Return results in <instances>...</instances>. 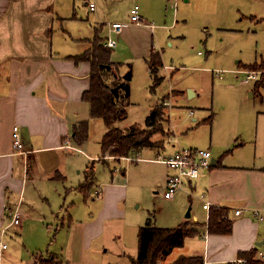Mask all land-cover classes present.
<instances>
[{
    "label": "crops",
    "instance_id": "obj_1",
    "mask_svg": "<svg viewBox=\"0 0 264 264\" xmlns=\"http://www.w3.org/2000/svg\"><path fill=\"white\" fill-rule=\"evenodd\" d=\"M79 1L73 0L72 11H66L67 0H0V230L8 224L9 209L19 208L21 224L15 228L17 235L25 237L33 232V235L43 236L54 232L64 239L59 245L53 239L55 242L47 245L46 253L42 251L45 243L40 248L29 243L12 254L11 264H35L38 254L54 255L63 264H115V260L106 256L112 249L117 255L127 256L121 242L118 246L112 245L119 233L122 232L123 237L131 193L126 169H121L123 176H120L116 174L118 165L114 163L126 159L102 154V138L108 131L107 126L93 144L86 142L79 146L73 138L74 127L79 123L89 122L90 134L91 122L103 120L91 118L90 104L83 100L84 92L91 86V62L76 60L92 47L95 37L105 39L111 23L122 25V32L112 35L116 40L119 38L117 46L110 49V61L119 68V76L123 75L120 69L127 68L134 78L136 68H145L153 82L149 65L152 52L159 53L162 58L159 85L166 76L173 78L176 69L183 68L168 63L164 58L167 50L164 51L160 44L156 46L158 41L155 38L161 33L150 26L132 23L130 15L127 21L117 15L116 0H90L84 5L88 9L85 19L82 15L85 9H80ZM90 3L96 4L94 12L89 8ZM163 3L165 9L167 0H151L152 14L156 11L163 13ZM253 3L261 5L264 0H253ZM177 4L178 0H175L172 5L174 17ZM150 14L151 10H144L141 16L144 20L155 17ZM178 23L179 20L174 19L170 27H176ZM59 32L66 38L61 39ZM183 39L186 36L175 41ZM120 43L126 49L115 52ZM82 45L81 52H75ZM168 45L174 47V41L169 40ZM213 52L208 51L206 60ZM199 54L204 56L201 52ZM235 62L237 68L233 70L247 69L237 57ZM212 73L213 80H224L222 75ZM220 85L218 90L235 87ZM181 89H172L165 98L164 102L169 106L162 117L164 133H153L150 138L152 146L144 147L130 157L136 158V169L141 168L138 172L148 187L165 191L170 171L165 164L154 161V157L171 155L185 147H204L212 151V165L197 178L187 181L183 190L168 200L182 205L181 210L174 213V219L179 223L175 227L186 223L198 231L197 236L186 239L183 247L186 248L191 239L201 244L198 251L180 254L177 258L202 256L204 262L220 264L264 245V221L257 222L252 215L255 209L264 214V155L258 157L256 152L246 149L248 143L237 145L241 136L222 125L221 107L212 113L206 106L192 107L190 102L202 93L195 84H187ZM257 90L261 94L264 87ZM155 94L156 89L149 95ZM251 95L254 97V92ZM163 100L151 101L145 124L139 126L141 129H151L147 119ZM214 105L215 97L212 107ZM240 113L243 115L242 111ZM118 123L115 126L123 134H128L133 126L121 127ZM16 126L29 151L27 154H15ZM204 135L209 139L206 140ZM110 163L115 169L110 170L111 177L102 181L95 170L90 196L85 197L78 189L85 182V171L91 165L95 168V164L110 168ZM158 167L161 168L160 174L157 173ZM136 186L145 187L142 182H137ZM206 203L211 206L209 211L203 207ZM24 207L31 209L24 212ZM187 207L190 208V217L186 213ZM213 208L227 210L228 218L233 222L231 233L209 231ZM237 210H242L238 216L235 214ZM117 224L119 226L106 241L107 232L114 230L113 225ZM141 227L142 222L138 232ZM34 244L41 243L35 241ZM176 249L180 248H175L162 264ZM128 256V262L117 264H131L138 256V250L134 256Z\"/></svg>",
    "mask_w": 264,
    "mask_h": 264
},
{
    "label": "rangeland",
    "instance_id": "obj_2",
    "mask_svg": "<svg viewBox=\"0 0 264 264\" xmlns=\"http://www.w3.org/2000/svg\"><path fill=\"white\" fill-rule=\"evenodd\" d=\"M89 1L90 0L79 1L80 4L78 6L80 9L83 7L85 9V14H82L84 19L88 16V9L86 10L84 5ZM150 1L151 0H116L115 5H117L116 7L119 10L117 15H119L121 19L127 21L130 15L129 12L136 5L140 6V14H142L144 10H151L150 15L155 14V17H146L145 20L148 21L149 24L151 23L150 27L154 28L156 32L161 33L160 36L157 35L155 38L156 42H159L156 43V46L160 44L164 48V51L165 49L167 50L164 54V58L168 63H173L183 68L179 67L178 70L176 69L175 73L172 75L173 78L169 75L166 76V79L159 86L154 85V81L152 82L153 79L147 74L145 68H136L134 78L131 77L128 81L130 85L129 96L126 95V91L123 89L118 91L117 97L119 103H123L127 111L126 119L118 123V126L120 124L121 127H129L131 125L139 127L145 124L146 115L149 112V104H151L152 100L156 101L158 98L164 99L161 106L164 107L165 114V108L169 106L164 102L168 93H170L172 89L182 88L181 90H183L187 84H195L202 93L199 98L190 102L192 107L204 108V106H206L211 113L220 110L221 107L223 110L222 125L225 124L226 129L237 132V134L241 136L237 145L242 142H244V144L248 143L246 149L253 153L256 152L258 157H262L264 155V90H261V94L257 92L256 84L258 85V89L264 87V4H255L253 0H191V2L178 0V8L175 7L177 12L174 17L175 10H173L172 5L175 0H172L173 2L167 0L165 9L163 3V13H156V11L153 14V7ZM67 2L68 6L66 7V11L68 9L72 11L73 0H67ZM174 19L179 20V23L176 27H170ZM165 24L169 26L165 27ZM58 35H60L61 39L66 38L61 32H59ZM108 35L109 33L106 37H108ZM100 36H103V34ZM181 36H186V39L181 40V42L175 41ZM118 37L119 36H116V38ZM101 40V46L104 49L105 46L103 45V41H105V39ZM169 40L174 41V47L168 45ZM83 46L84 45L77 47L75 52H81ZM93 46L94 45H92L88 51L91 50L90 52H93ZM122 48L126 49L123 44L120 43L119 47L115 49V52L121 51ZM212 50L214 51L212 57L206 60L208 51ZM200 52L204 56H201L199 54ZM100 53H102V51ZM236 57L243 66L257 64L255 70H246L259 72L260 80L257 82H246L245 72L233 70L237 68V63L235 62ZM118 69L117 66H114L111 71H101L103 79L110 87H117L120 82H122L121 79H124L127 74L132 73L130 70L128 71L127 68H124L120 69L123 75L119 76L117 74ZM212 71L222 75L224 80H213L214 74ZM236 75H239L238 79ZM220 83H222V86L235 87L233 89L218 90L221 86ZM153 87L156 89V94L150 96V91L153 93ZM251 92H254V97H252ZM214 97L215 105L212 107ZM180 106L182 105H178V107ZM197 111L201 110L197 109ZM241 111L243 115H241ZM251 113H254V115H251ZM188 121L191 123L190 120ZM104 125L105 123L103 120H93L91 122V131L87 140L88 144L90 142L93 144L97 141L100 134L105 130L106 125ZM164 128L165 123H163V119H161L159 125L149 129V132L151 134L164 133ZM204 138L206 140L209 139V137L205 135ZM200 149L208 150V148L204 147H200ZM131 156H135L134 153H131ZM157 158L158 156L154 157V160ZM136 163L135 157H132V160H121L118 163H114L118 165L116 167V174L118 173V175L123 176L122 170L126 169V174L131 186L129 189L131 193L128 197L126 207V227L125 230L123 229V237L122 232L119 233L115 236L117 239H115L114 242L116 243H112L113 246H118L121 242L126 249L127 256L117 255L114 253L113 249L106 254L107 258L115 260L113 261L115 264L128 262V255L134 256L137 252L139 248V223L142 222L143 226L151 223V225L160 226L162 228H174L179 224L176 223L174 219V213L181 210L182 205L174 204L166 199L164 197L165 191L162 189H154L152 186L148 187L144 182L145 179L140 177L141 173H139L138 170L141 168L136 169ZM112 164L113 163H110V168L105 167L107 165L102 166V164H95V168L93 165H91V167L94 168V171L96 170L99 172V178L103 181L106 177H111L110 170L115 171ZM157 173H161L160 167L157 168ZM137 182H142L145 187H143V189L138 188L136 186ZM30 209L31 208L26 209V207H24L23 211L25 212ZM189 209L190 208L187 207L186 213L189 212ZM117 226L119 225H113L114 230L110 229L107 232L106 241H109L108 239L111 238L110 233L114 232ZM16 227L15 225L9 228L4 236V242L8 245L9 249L4 251L1 255L0 264H11L13 262L11 259L13 257L12 254L25 248L29 243H33L32 245L37 246V248L44 246L43 244L45 243V247L42 251L46 253V248H48L47 245L49 243L56 241V244L59 245L61 241L64 240L61 234H57L56 236L54 232L43 236L37 234L33 235V232H31V234L27 233V236L23 237L17 235L15 232ZM1 231L2 230H0V236ZM103 240L104 239H102V241ZM32 241L41 244H34ZM200 247L201 244L197 240L191 239L186 248L176 249L163 264L173 262L180 254L198 251ZM49 249L51 250V247H49ZM35 252L39 253L40 251ZM45 256L49 257L50 255Z\"/></svg>",
    "mask_w": 264,
    "mask_h": 264
},
{
    "label": "trees",
    "instance_id": "obj_3",
    "mask_svg": "<svg viewBox=\"0 0 264 264\" xmlns=\"http://www.w3.org/2000/svg\"><path fill=\"white\" fill-rule=\"evenodd\" d=\"M93 52L87 51L78 57L77 61L87 60L91 62V86L83 94V100L90 104V116L93 119H103L108 128L107 133L102 138V154L112 156L118 159L130 157L131 153L138 152L144 147L152 146L150 141L151 134L147 129H141L138 126H132L128 134H123L116 123L127 117V111L123 103L114 95L112 88L106 84L101 71L107 70L101 68V64L115 66L111 63V48L103 49L101 39L95 37L93 40ZM102 51V53H100ZM149 65L154 77V85L159 86L161 78L158 76L159 68L162 66V58L159 53L152 52ZM257 64L245 66L247 69L255 70ZM264 67V66H263ZM96 69V70H95ZM109 71V70H107ZM111 71V70H110ZM154 87L152 90L154 91ZM256 89L258 85L256 84ZM164 115V107L161 104L152 110L147 122L150 128L159 125ZM74 141L79 146H83L89 138V122H81L74 127ZM95 176L94 168H88L85 172V182L78 189L89 197V190ZM91 181V183H90ZM233 222L228 218V212L225 209L213 208L209 217V231L212 233L229 234L232 232ZM198 231L189 228L188 224H181L175 228L153 227L149 223L139 229L138 256L132 259L131 264H162V261L175 249L185 245L186 239L195 237ZM257 248L249 252L242 253V257L247 258V264H256L254 259ZM35 264H63L56 259L54 255L49 257L38 254L35 256ZM170 264H204L202 256H180Z\"/></svg>",
    "mask_w": 264,
    "mask_h": 264
},
{
    "label": "built area",
    "instance_id": "obj_4",
    "mask_svg": "<svg viewBox=\"0 0 264 264\" xmlns=\"http://www.w3.org/2000/svg\"><path fill=\"white\" fill-rule=\"evenodd\" d=\"M89 8L92 12L96 10V4L90 3ZM131 22L136 25L150 26L140 14V6L136 5L130 13ZM122 32V25L109 24L110 35L105 38L103 45L106 48H115L117 46V40L112 36L113 34H120ZM246 74V81H255L259 79V72L245 70L242 71ZM14 149L15 154H27L26 145L22 139L19 129L16 126L14 128ZM123 159L132 160L131 157H124ZM159 163L165 164L170 173L167 178L166 189L164 197L166 199H172L176 194L183 190L187 181L197 178V176L205 169H208L212 165V152L210 150H203L200 148H182L177 150L171 155L159 156L156 160ZM204 209L209 211L210 204H204ZM242 213V210H237L235 214L238 216ZM253 218L257 222L264 221V214L262 210L255 209L252 213ZM8 224L2 229L0 236V255L7 250L8 245L4 242V236L9 228L18 226L21 224V216L19 214V208L9 209L7 214ZM256 264H264V245L257 247V252L254 257ZM248 259L239 257L234 260L225 261L220 264H247ZM204 264H214L212 262L205 261Z\"/></svg>",
    "mask_w": 264,
    "mask_h": 264
},
{
    "label": "water",
    "instance_id": "obj_5",
    "mask_svg": "<svg viewBox=\"0 0 264 264\" xmlns=\"http://www.w3.org/2000/svg\"><path fill=\"white\" fill-rule=\"evenodd\" d=\"M101 68H105L107 70H113V66L111 65H106V64H101ZM131 74L132 73H129L127 74L125 77H124V80L123 82H120V84L117 86V87H114L112 88V91L114 93L115 96H118V91L120 89H123L126 91V95L129 96L130 94V85L128 83V81L131 79ZM188 217H190V211L188 212Z\"/></svg>",
    "mask_w": 264,
    "mask_h": 264
}]
</instances>
